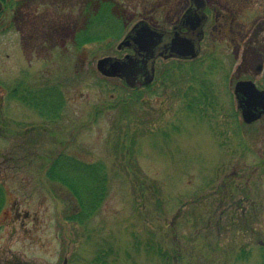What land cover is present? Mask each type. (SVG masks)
Returning a JSON list of instances; mask_svg holds the SVG:
<instances>
[{"label": "rangeland", "instance_id": "374dc122", "mask_svg": "<svg viewBox=\"0 0 264 264\" xmlns=\"http://www.w3.org/2000/svg\"><path fill=\"white\" fill-rule=\"evenodd\" d=\"M108 4L118 13L98 16L95 28L114 31L115 19L125 22L108 54L70 42L78 12L91 9L85 0H22L16 13L8 7L2 14L0 264H62L64 258L93 264L99 252H110L104 264H258L264 118L243 126L233 95L234 82L247 76L243 66L237 72L240 56L255 43L248 33L240 44L233 34L217 35L202 43L201 55L210 54L203 66L178 68L160 58L154 83L129 89L101 76L97 60L128 53L116 47L140 19L167 28L180 6L175 0ZM46 5L47 14L60 16L50 17L47 29ZM242 7L229 17L232 31L241 21L249 27L264 0ZM189 69L199 74L193 83ZM18 83L31 92L56 86L63 99L58 115L48 120L23 104L12 93ZM198 91L201 103L188 107L184 97ZM60 152L106 169L107 195L84 225L66 219L69 194L45 177ZM159 246L177 259L165 262L154 251ZM243 250L247 258L237 259Z\"/></svg>", "mask_w": 264, "mask_h": 264}, {"label": "flooded vegetation", "instance_id": "af4514ba", "mask_svg": "<svg viewBox=\"0 0 264 264\" xmlns=\"http://www.w3.org/2000/svg\"><path fill=\"white\" fill-rule=\"evenodd\" d=\"M22 0H0V20L2 17L3 12L8 8H13L15 11L19 9L20 2ZM91 4V9H81L79 15L75 18L74 27H73V36L71 37L72 45H75L77 48L85 47L83 44L82 39V32L89 31L91 33L99 32L104 29L95 28L96 22H98V16L105 14L108 17L116 15L117 11H114L113 7H110L108 4L110 0H85ZM101 1V2H100ZM177 4L180 6V11H178L175 18L172 19L170 25L166 27H162L156 24H151L149 21L144 19H140L136 22L128 31L136 28V24L139 22L147 23L151 29L163 33L162 38L156 44L153 49V74H152V81L148 84H141L140 88H148L152 85L155 79L156 69L155 63L157 59H171L177 62L179 65H184L191 67V65H201L203 66L207 60L209 59L210 54L203 57L202 51L206 49V46L202 43L205 40H215L217 35L229 37V34L234 35L235 41H240V37L242 33H248L247 41L255 43V47L247 52L245 55L243 52L240 56V64L237 68V72H240L241 66H243V70L247 73V76L241 77L234 82V85L239 80H249L252 81L255 87L259 90L264 89V78H263V71H264V10L254 13V16L251 15L250 26L247 27L241 21V28L237 27L236 30L232 31V26L230 23V15H232V11L236 7V11L239 15V12L243 10L242 5L246 3L249 7H253L256 4V0H175ZM235 1V2H234ZM221 2H225L226 6H222ZM230 3V6H229ZM86 5V6H87ZM229 6V7H228ZM228 7V8H227ZM46 17L44 16L43 21L46 22L50 17H60L57 14H47V5L46 9ZM85 12V14H84ZM261 12V13H260ZM16 13V11H15ZM66 13V12H65ZM72 17L71 12L65 14V18ZM125 25V22L124 24ZM47 29V22L45 24ZM227 28H230L227 30ZM138 29V27L136 28ZM232 39V38H231ZM189 41L196 45L197 56L193 58H179V57H171L170 55V43L175 41L177 43H182L183 41ZM182 41V42H181ZM238 41V44H240ZM245 40L242 39L241 42ZM47 47V42L44 44ZM88 46V45H87ZM135 45L131 47H127L130 53H126L125 55L136 56L138 59L142 60L146 55L145 51L138 50ZM204 70L206 69L203 68ZM208 71V70H207ZM248 75H255L260 77V82H254L250 79L251 76ZM239 77V75H238ZM145 79L144 72H138L137 74V82H143ZM233 85V87H234ZM47 90V87H45ZM16 93V97L21 102L23 98H26V91L24 87L18 83L14 88ZM25 92V93H24ZM24 103V101L22 102ZM238 114L241 118L240 111ZM264 118V114L260 116L259 119L252 122L249 125H252L256 122H259L261 119Z\"/></svg>", "mask_w": 264, "mask_h": 264}, {"label": "trees", "instance_id": "16d2710c", "mask_svg": "<svg viewBox=\"0 0 264 264\" xmlns=\"http://www.w3.org/2000/svg\"><path fill=\"white\" fill-rule=\"evenodd\" d=\"M116 30H101L99 32L91 33L89 31L82 32L83 44L85 46L94 44L97 46V51L108 54L112 51L113 41L117 40L123 33V24L120 20L115 19ZM178 68L184 65H177ZM191 78H186L188 81L197 80L199 75L195 71L189 69ZM163 76H167L164 74ZM186 80V81H187ZM192 89V86L189 87ZM28 89L26 91V98H23L25 104L37 110L42 116L51 120L57 116L60 112V108L63 105V99L59 94V90L56 86L38 88L31 92ZM190 91V90H189ZM205 90H203L204 93ZM12 93H14L12 91ZM201 91L195 92L190 95H186L184 98L187 100V105H199L201 103V97L204 98V94ZM60 98V99H58ZM45 177L54 183L64 187L69 194L68 199V215L66 219L76 224L84 225L95 214V212L102 205L107 195V175L106 169L103 163L84 162L74 155L66 153H58L52 157L45 170ZM2 204H0L1 206ZM260 260L258 264H264V243L260 242ZM263 243V244H262ZM152 243H149V249H153ZM112 248L109 249L111 251ZM158 255L166 261H170L173 258L177 259V255L170 257L167 252H160L161 247L157 250ZM105 253V254H104ZM110 252H99L94 259L93 264H104V256ZM247 253L243 250L238 255L237 259H246Z\"/></svg>", "mask_w": 264, "mask_h": 264}, {"label": "water", "instance_id": "95a60500", "mask_svg": "<svg viewBox=\"0 0 264 264\" xmlns=\"http://www.w3.org/2000/svg\"><path fill=\"white\" fill-rule=\"evenodd\" d=\"M135 26L138 29H131L118 44L117 48L121 49L122 47L135 45L138 50L146 52L142 60L136 56L125 55L121 59L103 57L96 62V68L102 75L118 77L130 88L139 87L141 84H147L152 80L153 49L163 35V33L151 29L147 23L139 22ZM196 48V45L189 41H183L180 44L172 41L169 46L171 57L179 58H193L197 56L198 52ZM138 72H144L145 79L143 82L136 81ZM233 93L244 123L250 124L264 114V89L258 90L252 81L240 80L235 83ZM62 264H67L66 258Z\"/></svg>", "mask_w": 264, "mask_h": 264}]
</instances>
